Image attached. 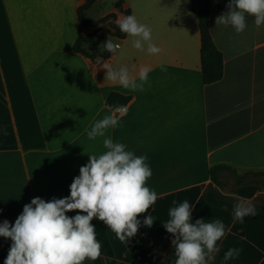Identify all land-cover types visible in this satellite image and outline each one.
Listing matches in <instances>:
<instances>
[{"label": "crops", "instance_id": "0c3cea01", "mask_svg": "<svg viewBox=\"0 0 264 264\" xmlns=\"http://www.w3.org/2000/svg\"><path fill=\"white\" fill-rule=\"evenodd\" d=\"M85 1L0 0V223L14 225L35 197L51 201L70 195L91 153L106 151L104 137L90 140L87 133L96 121L115 113L106 100L118 92L130 97L128 109L115 113L119 126L106 136L137 156L147 155L153 174L146 186L158 199L138 216L141 226L127 243L94 219L101 255L83 264H175L174 236L163 222L170 219L169 209L185 200L193 204V222L204 218L225 224L220 251L209 264H264V190L244 198L222 190L210 176V168L220 163L239 172L264 171V25L256 26L251 15L241 33L231 25H216V18L229 11V0H207L224 75L204 84L195 0H151L149 12L137 15L123 0V10L151 27L153 43L162 51L148 54L147 44L145 51L133 47L134 37L101 32L99 45H82L94 58L74 50L78 36L94 30L78 20L77 9ZM104 1L95 2L88 19L127 15L116 3L101 11ZM108 37L121 45L115 55L100 50ZM105 62L127 66L137 79L140 66H150L144 90L106 80ZM241 199L256 208L243 222L234 219ZM147 215L155 219L152 227L143 224ZM11 244L0 236V264ZM231 248L241 249L240 255L225 261Z\"/></svg>", "mask_w": 264, "mask_h": 264}, {"label": "clouds", "instance_id": "9594fccd", "mask_svg": "<svg viewBox=\"0 0 264 264\" xmlns=\"http://www.w3.org/2000/svg\"><path fill=\"white\" fill-rule=\"evenodd\" d=\"M229 11L216 18V25H231L237 33L246 27V17L254 16L256 26L264 25V0H229ZM122 33L134 37L133 47L148 54H159L162 49L152 40V29L141 23L135 14L117 18ZM115 55L121 45L110 37L101 45ZM106 80L118 82L131 91H143L152 68L140 66L137 76L127 66L113 68L105 62ZM135 68V66H133ZM162 70L166 71L163 65ZM119 126V117L113 113L94 123L87 136L90 140L104 137L102 154L90 155L80 174L70 185V195L46 201L35 197L25 204L14 225L5 220L0 223V236L10 238L12 244L4 264H83L86 259L96 260L101 255V242L97 239L94 219L103 221L116 237L124 243L134 237L142 221L138 216L147 213L158 195L146 186L153 172L147 163V155L137 156L126 150L127 145L114 142L106 136L108 129ZM79 210L73 217L69 211ZM2 211V210H0ZM193 204L187 200L169 209V217L163 226L173 234L177 257L175 264H209L220 251L218 241L226 235L223 221L206 222L204 218L192 219ZM253 204L241 199L234 206V219L243 222L246 216H254ZM155 219L147 215L143 224L152 227ZM241 249L231 248L224 260L238 257Z\"/></svg>", "mask_w": 264, "mask_h": 264}, {"label": "trees", "instance_id": "16d2710c", "mask_svg": "<svg viewBox=\"0 0 264 264\" xmlns=\"http://www.w3.org/2000/svg\"><path fill=\"white\" fill-rule=\"evenodd\" d=\"M97 0H86L77 9L78 20L84 27L91 26L93 32L88 35H80L74 43V50L82 53L87 57L94 58L88 54L83 48L84 43L99 45L101 42V32H107L112 36L124 39L127 35L122 33L116 25V13H109L101 19L93 20L87 18V11L95 4ZM116 8L123 10V0H119L115 4ZM130 15V10H123ZM193 12L199 21L201 33V69L204 84H212L220 81L224 75V57L222 52L216 46L211 35L209 20L210 6L206 3L202 7L193 6ZM130 100L129 96H125L118 92H111L106 100L107 105L111 108H117L126 105ZM210 176L212 181L222 190L236 193L244 198L253 197L258 191L264 190V171H247L239 172L231 165L220 163L210 168ZM233 179V184L229 182Z\"/></svg>", "mask_w": 264, "mask_h": 264}, {"label": "rangeland", "instance_id": "374dc122", "mask_svg": "<svg viewBox=\"0 0 264 264\" xmlns=\"http://www.w3.org/2000/svg\"><path fill=\"white\" fill-rule=\"evenodd\" d=\"M119 1V0H105L104 1V5L102 6L103 9L101 11H107L110 8H112L114 6V4ZM131 2L132 6H133V11L135 12V14H143L142 12H149V3L151 0H128ZM207 2V0H195V5L196 7H201L203 6L205 3ZM147 7V8H146ZM146 8V11H145ZM109 38V37H108ZM112 39V38H111ZM108 40V39H107ZM106 40V41H107ZM113 40V39H112ZM105 41V42H106ZM104 42V43H105ZM91 55V54H90ZM233 179L229 182V185L233 184Z\"/></svg>", "mask_w": 264, "mask_h": 264}, {"label": "built area", "instance_id": "2783aa9c", "mask_svg": "<svg viewBox=\"0 0 264 264\" xmlns=\"http://www.w3.org/2000/svg\"><path fill=\"white\" fill-rule=\"evenodd\" d=\"M127 109H128V106L126 104L124 106H120V107L115 108V113H117V114L126 113Z\"/></svg>", "mask_w": 264, "mask_h": 264}]
</instances>
